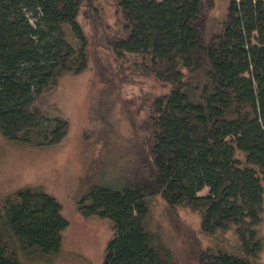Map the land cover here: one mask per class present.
I'll use <instances>...</instances> for the list:
<instances>
[{
	"label": "trees",
	"instance_id": "16d2710c",
	"mask_svg": "<svg viewBox=\"0 0 264 264\" xmlns=\"http://www.w3.org/2000/svg\"><path fill=\"white\" fill-rule=\"evenodd\" d=\"M94 0H0V133L31 146L60 142L68 121L43 109L45 93L85 69L80 20ZM210 0H114L107 33L118 58L169 84L146 117L148 155L79 200L85 217L108 219L102 264H182L153 224L151 203L198 212L214 244L198 264H259L264 240V0H227L208 31ZM208 188L206 194H200ZM69 221L61 201L28 185L0 199V264H54ZM234 237L231 240L228 236ZM230 235V236H231Z\"/></svg>",
	"mask_w": 264,
	"mask_h": 264
},
{
	"label": "rangeland",
	"instance_id": "374dc122",
	"mask_svg": "<svg viewBox=\"0 0 264 264\" xmlns=\"http://www.w3.org/2000/svg\"><path fill=\"white\" fill-rule=\"evenodd\" d=\"M227 6V0L207 2L204 21L209 32L224 19ZM80 20L89 36L88 64L83 71L62 77L42 100L50 115L68 121L63 139L31 146L0 133V199L36 185L62 203L69 225L54 264H102L113 235L111 224L105 218L83 216L79 200L92 184L109 180L148 155L145 120L153 100L169 89V84L141 74L131 59L118 58L107 46V33L116 34L119 27L114 0L84 3ZM207 192L204 188L199 193ZM151 212L154 226L182 264H198L200 248L215 242L201 231L200 214L189 207L170 206L159 194ZM258 229L264 240V210ZM259 264H264V246Z\"/></svg>",
	"mask_w": 264,
	"mask_h": 264
}]
</instances>
